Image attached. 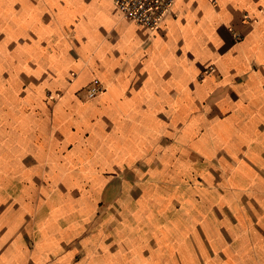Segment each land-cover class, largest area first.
Here are the masks:
<instances>
[{
    "label": "crops",
    "instance_id": "0c3cea01",
    "mask_svg": "<svg viewBox=\"0 0 264 264\" xmlns=\"http://www.w3.org/2000/svg\"><path fill=\"white\" fill-rule=\"evenodd\" d=\"M0 264H264V0H0Z\"/></svg>",
    "mask_w": 264,
    "mask_h": 264
},
{
    "label": "built area",
    "instance_id": "2783aa9c",
    "mask_svg": "<svg viewBox=\"0 0 264 264\" xmlns=\"http://www.w3.org/2000/svg\"><path fill=\"white\" fill-rule=\"evenodd\" d=\"M113 2L124 18L150 31H157L171 13L175 0H113ZM102 89V86L94 81L87 88V94L94 96Z\"/></svg>",
    "mask_w": 264,
    "mask_h": 264
}]
</instances>
